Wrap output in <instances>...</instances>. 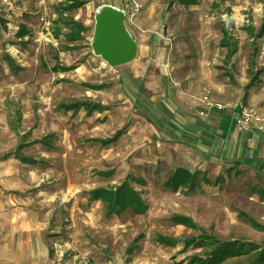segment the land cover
Segmentation results:
<instances>
[{"label":"rangeland","instance_id":"1","mask_svg":"<svg viewBox=\"0 0 264 264\" xmlns=\"http://www.w3.org/2000/svg\"><path fill=\"white\" fill-rule=\"evenodd\" d=\"M61 1L49 0L46 8H38L35 0H16L18 7L11 12L0 0L2 200L43 196L83 201L94 186L116 185L127 175L138 178L132 185L149 203L145 213L135 214L128 208L106 217L98 210L97 224L80 231L74 251L85 255L90 264H186L189 255L202 253V249L185 248L184 240L201 230L175 223V214L190 216L200 228L222 240L239 238L264 245V230L238 215L243 210L264 225V198L257 193L264 187V170L245 166L228 172L225 167L220 172L224 177L217 183L215 175L205 173L206 179L201 171L194 190L186 193L187 188L181 187L173 192L164 187L167 174L156 170L159 164L153 163L145 172L142 165L126 162L145 144L139 146L133 133L107 145L89 139L111 135L125 125L128 130L137 126L142 132L139 120H152L122 74L127 70L136 76L134 70L140 69L139 77L127 75L135 89L141 80L144 90L148 85L150 91H158L161 86L154 87L156 82L165 85L175 76L181 84L194 83L201 98L208 96L228 108L236 104L251 107L264 117V79L249 85L246 65L249 55L255 54L257 43L252 36L261 27L257 8L264 0H199L195 5L178 0H136L142 6L137 12L135 0H83L82 6L67 12L88 26L83 38L72 42L64 35L48 34L45 26V20L52 25L58 17ZM106 8L123 15L125 27L137 43V54L128 63L111 66L94 47L96 17ZM244 20L254 26V34H249ZM23 23L29 33L18 37ZM223 26L238 42L236 62L224 61L226 48L219 43ZM68 44L74 48L64 50L62 46ZM57 62L68 69L54 70ZM107 66L112 69L108 77ZM102 82L108 83V94L89 85ZM105 97L111 100L108 119L103 114L92 119L95 111L91 114L83 108L72 112L59 107L62 102ZM20 141L26 142L23 152L34 157L35 164L13 156L2 159ZM147 145L154 149L153 141ZM69 205L61 207L66 214ZM158 234L174 238L175 244L160 243Z\"/></svg>","mask_w":264,"mask_h":264},{"label":"crops","instance_id":"2","mask_svg":"<svg viewBox=\"0 0 264 264\" xmlns=\"http://www.w3.org/2000/svg\"><path fill=\"white\" fill-rule=\"evenodd\" d=\"M257 11L262 17L258 32H254L255 28L249 20L243 21V23H247V26L253 27L252 32L248 29L247 31L249 34L255 33L252 39H256L257 43L255 54L251 55V58L249 55L248 60L250 61L246 62L247 73L250 76L249 85L264 79V58L259 57L258 54L259 40L264 31V4L260 5ZM72 17L75 18V15ZM224 29L228 31L229 38H224ZM222 30L223 35L219 39V43L226 48L224 61L226 63L236 62L235 55L239 50L238 42L233 39L231 32L226 27L223 26ZM52 33L48 32V34ZM226 40L229 45L223 43ZM231 50L233 52L229 56ZM60 64L62 65V63ZM103 65L106 67V64ZM253 71L255 72L253 73ZM105 72L108 77L112 72L111 67L107 66ZM134 72L136 76L132 75L131 70L124 71L122 74L128 85L135 91L137 102L141 104L147 116L152 120H148V123L146 120H139L142 132H139L137 126L128 130V125H125L116 129L111 135L92 136L89 139L109 138L117 130L124 129L120 137L112 142L116 143L125 133L127 135L133 133L135 139L140 142L139 146L145 144L142 149L137 151V156H134L130 161L126 160V162L130 166L136 163L142 165L141 169L145 172H148L147 167L153 163L159 164L160 166L156 170L167 174L164 181L177 167H184L191 172L202 171L204 177L205 173H212L215 178L225 167L239 169L251 166L257 167V170L260 171L264 170V132L259 129L251 132L239 131L235 125V116L238 111L228 108V106H225L224 109L209 107L205 98H201L199 90L193 87L194 83L181 84V79L179 80L175 76L172 77L170 83H167L166 80L165 85L156 82L154 87L161 86L158 91H150L151 87L148 85L145 87L147 91L144 90L141 80L135 89L130 85L129 77H139L140 69L134 70ZM91 84L92 90L108 94V83ZM95 84H104V87H93ZM91 102L104 106L102 109L97 108L89 112L92 114L95 111L92 119L100 114L107 116L108 119L112 114L109 106L110 98L105 97L104 100ZM69 110L74 112L73 109ZM85 110L88 113L87 109ZM201 111L205 113L203 114ZM134 129L137 131L134 132ZM41 140L43 139L38 141L43 142ZM151 141L155 145L152 150L147 145ZM129 144H131V140H129ZM22 153L29 156L23 152V149ZM10 157L2 159L6 160ZM36 161L35 159L34 162H22L35 164ZM109 171H103V173ZM2 173L0 168V183L3 178ZM99 186H109V184ZM95 187L98 186L87 191L88 197L83 201L53 200L48 197L43 198V196L37 198L38 200L34 198L31 200H2L0 192V264H50L58 255L74 264H90L85 255L74 251L78 249L80 231L84 228L91 230L92 226L97 224L101 217V214L98 215V210H101L104 213L103 216L106 217L121 214L108 216L105 202L102 199H90L89 191ZM57 195L61 198V194ZM66 203H70L68 214L64 213L61 208L62 206L66 208ZM66 221H69V224H65Z\"/></svg>","mask_w":264,"mask_h":264},{"label":"trees","instance_id":"3","mask_svg":"<svg viewBox=\"0 0 264 264\" xmlns=\"http://www.w3.org/2000/svg\"><path fill=\"white\" fill-rule=\"evenodd\" d=\"M179 2L189 5L196 4L199 0H178ZM85 1L82 0H62L61 5L58 8V17L54 20L51 25V30L53 35L60 36L64 35L65 40L68 42L76 41L82 39L84 32L88 30V26L81 21L75 19L74 17L67 14L68 11L78 8L84 4ZM249 31H253L252 26H247ZM29 33V29L26 24H21L18 31V37H24ZM224 38H229L228 31L224 29ZM229 45L228 40L223 42ZM64 50L74 48V45H63ZM233 50L229 52V56L232 54ZM54 70L67 69L62 66L59 62L53 66ZM92 85V84H89ZM93 87H104V84H95ZM60 108L73 109L74 111L79 110L81 107L87 109L88 112L94 109H102L100 103H95L87 100H74L72 102H62L59 104ZM124 132V129L117 130L109 138H93L95 141H100L102 144H108L116 141L120 135ZM43 141V140H41ZM26 142L20 141L16 148L6 153L3 158H8L14 156L25 162H34L35 159L26 156L22 153L23 147H25ZM232 167L227 168L230 172ZM199 171H193L184 168L177 167L175 171L164 181V187L170 191L176 192L179 188L186 187L184 190L186 193L192 191L196 188L195 183H197V177ZM224 175L222 173L218 174L214 182L222 181ZM136 177L127 175L118 185L109 186H98L89 191L90 199L97 200L102 199L106 205V214L112 216L113 214H120L125 209L131 208L136 214L145 213L149 209V203L145 201L139 190H137L132 185V180L135 181ZM207 179V177H206ZM145 184L144 180H140ZM257 193L264 198V187L257 190ZM239 217L249 222L252 226L264 230V225L258 222L255 218L249 215L243 210L238 211ZM172 220L175 223L184 224L194 229L201 230L200 234L189 236L185 239V248H201L202 253L192 254L188 256V262L186 264H222L226 261H232L231 264H264V245L251 240H244L239 238L232 239H220L216 235L206 232L190 217L185 214H175L172 216ZM142 237L140 234L138 238ZM157 240L160 243L166 245H174L176 240L170 236L163 234L157 235ZM246 259V262L240 260Z\"/></svg>","mask_w":264,"mask_h":264},{"label":"water","instance_id":"4","mask_svg":"<svg viewBox=\"0 0 264 264\" xmlns=\"http://www.w3.org/2000/svg\"><path fill=\"white\" fill-rule=\"evenodd\" d=\"M97 24L94 47L111 65L118 66L130 62L137 54V43L128 33L123 15L112 9Z\"/></svg>","mask_w":264,"mask_h":264},{"label":"built area","instance_id":"5","mask_svg":"<svg viewBox=\"0 0 264 264\" xmlns=\"http://www.w3.org/2000/svg\"><path fill=\"white\" fill-rule=\"evenodd\" d=\"M36 6L38 8L44 6L46 8V4L49 2V0H35ZM1 3L11 12L16 11V8L18 5L16 4V0H1ZM141 4L134 1V12H137L141 9ZM43 20H45V17H42ZM45 26L48 29L49 33H52L51 30V23L47 20L44 21ZM258 54L259 57L264 58V31L263 34L260 37L259 40V47H258ZM206 104L209 107H215L222 109L225 107V105L214 102L213 100H210L207 96L205 97ZM234 108L238 111L237 115L235 117V125L238 128L239 131L242 132H251L256 130H263L264 129V117L261 113L254 110L251 107H244L240 104H236ZM201 113H205L204 111H201ZM50 264H74L68 260H66L63 256L58 255L54 258V260Z\"/></svg>","mask_w":264,"mask_h":264},{"label":"bare ground","instance_id":"6","mask_svg":"<svg viewBox=\"0 0 264 264\" xmlns=\"http://www.w3.org/2000/svg\"><path fill=\"white\" fill-rule=\"evenodd\" d=\"M110 12H112V10L109 9H104L99 15H97L96 17V24H98V22L106 15H108Z\"/></svg>","mask_w":264,"mask_h":264}]
</instances>
